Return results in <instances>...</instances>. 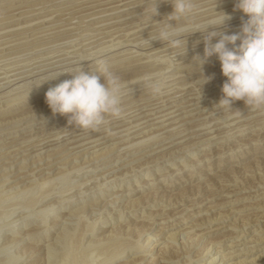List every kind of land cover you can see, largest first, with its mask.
Here are the masks:
<instances>
[{"label": "rangeland", "instance_id": "374dc122", "mask_svg": "<svg viewBox=\"0 0 264 264\" xmlns=\"http://www.w3.org/2000/svg\"><path fill=\"white\" fill-rule=\"evenodd\" d=\"M1 1L10 0H0V4ZM44 1L0 5V16L16 12L0 17V44L23 38V33L31 36L56 30L68 22L84 25L83 33L109 31L100 35H105L101 40L81 49L78 40L84 38L77 35L81 29L28 39L25 45L14 47L30 44L31 49L60 39L71 41L64 45L58 44L60 40L55 46L0 63V154H9L0 164L8 167L12 163L13 177L25 175L10 184H3L0 177V224L13 228L12 235L25 264H209L210 260H214L210 264H264V107L249 108L242 102L229 107L218 105L222 95H213L221 92V87L216 88L225 81L216 57L203 58L204 34L186 38L202 43L196 48L204 62L199 65V61L191 59L179 64V60L171 61V50L160 51L165 45L147 50L149 44L137 42L148 34L155 35L167 23L165 17L171 11L167 0L158 5V14L148 27L140 26L150 23L145 13L147 0L125 4V0L99 4L96 3L105 0H62L17 12ZM217 1L222 0H198V8ZM61 4L69 6L59 11L50 9ZM82 6L88 7L43 19ZM43 7H48V11ZM216 11H235L234 3L199 12L193 18H212L216 15L207 14ZM82 12L88 13L72 18ZM89 17L93 19L79 21ZM60 18L64 19L51 25ZM193 18L189 22L198 21ZM138 26L125 35L127 29ZM39 39L47 41L31 45ZM151 40L150 46L160 44L154 41L155 37ZM97 43L100 45L95 47ZM52 52L58 53L54 60L61 61L44 65L53 59L39 57ZM6 55L10 54L0 55V59ZM34 56H39V61ZM155 58L165 60L148 66ZM166 59L172 64L167 69ZM97 61L124 82L128 91L124 96L133 94L121 100L119 119L108 116L99 128L81 130L72 126L67 117L53 115L45 96H38L71 79L79 70L95 71ZM138 61L139 65H131ZM186 64V68H181ZM204 65L209 71L202 68ZM193 67L201 69L183 81L187 83L184 92L175 89L178 84L171 82L175 78L172 75ZM145 77L160 80L163 94L152 95ZM211 86L215 90L210 91ZM165 89L176 94L165 95ZM27 98L31 100L9 108ZM70 145H80L81 150L72 148L52 155ZM137 150H147L149 155L127 163L143 153H134ZM48 162L44 172L58 169L52 172L53 180L50 177L39 189L36 186L49 177H40L42 171L35 172L34 178L28 174L40 163ZM7 171L1 170L0 176ZM56 174L60 178H55ZM20 180L29 182L11 189ZM46 207L53 211L52 215L50 211L39 215Z\"/></svg>", "mask_w": 264, "mask_h": 264}, {"label": "clouds", "instance_id": "9594fccd", "mask_svg": "<svg viewBox=\"0 0 264 264\" xmlns=\"http://www.w3.org/2000/svg\"><path fill=\"white\" fill-rule=\"evenodd\" d=\"M164 0H147L145 8L148 21H154L157 8ZM171 7L165 23L155 35V40L167 48L183 47L186 37L203 32V58L215 56L224 83L222 99L218 105L242 102L249 108L264 107V0H234V10L244 18L237 31L227 33L223 26L231 16L217 12L209 23H186L198 14V0H167ZM159 23V22H157ZM153 40L146 39L150 45ZM174 62L175 56L170 58ZM203 63L199 57L193 58ZM93 72L78 71L71 79L62 81L45 93V103L53 115L64 116L71 125L81 130L97 129L110 116L119 118L121 100L126 85L110 72L102 61H97ZM101 78L102 81L101 82ZM152 95H160L163 83L153 77L144 78ZM13 228L0 224V264H25L12 235Z\"/></svg>", "mask_w": 264, "mask_h": 264}, {"label": "bare ground", "instance_id": "6f19581e", "mask_svg": "<svg viewBox=\"0 0 264 264\" xmlns=\"http://www.w3.org/2000/svg\"><path fill=\"white\" fill-rule=\"evenodd\" d=\"M19 1H25V0H10V1H8V2H2L0 5H5V4H7V3H11V4H14L15 2H19ZM30 1V0H29ZM32 1H36V0H32ZM58 1H62V0H46V1H44V2H38V3H34L33 5H30L29 7H26V8H23V9H19V11H17V12H21V11H25V10H29V9H34V8H39V7H41V6H47V5H49V4H51V3H55V2H58ZM81 1H85V0H81ZM108 1H112V0H105V1H103V2H98V3H96V4H99V3H104V2H108ZM121 1H123V0H119L118 2H121ZM130 1H133V0H125V1H123L122 3L123 4H125V3H128V2H130ZM208 1H212V0H208ZM79 2V1H78ZM205 3V2H204ZM227 3H234V0H222V1H217L216 3H212V4H210V5H206V6H203V7H199L198 8V13L199 12H203V11H207L208 9H212V8H217L218 6H220V5H226ZM22 4H24V3H22ZM21 4V5H22ZM96 4H89L88 6H90V5H96ZM18 5V4H17ZM116 5H119V3L118 4H116ZM135 5V4H134ZM134 5L133 6H128L127 8H125V9H129V7H134ZM14 6V5H13ZM16 6V5H15ZM51 6V5H50ZM67 6H69V4L67 5V4H65V5H62L61 4V6H56L55 8L53 7V9L52 8H50L51 10H63L65 7H67ZM88 6H82V7H80V8H75V9H72V10H65V11H62L61 13H58V14H48L49 16H47L46 18H43L44 20H48V19H51V18H56L55 16H66L67 14H69V13H73V11H75V10H78V9H81V8H83V7H88ZM44 8V7H43ZM42 8V9H43ZM46 8H48V7H45L44 9L46 10ZM6 9H8V8H6ZM5 8H4V10H6ZM44 9H43V11H44ZM226 9H231V8H226ZM0 11H2V10H0ZM46 11H48V10H46ZM221 11H223V10H221ZM221 11H217V12H221ZM217 12H212V13H210V14H207V16H213V15H216L217 16ZM16 12H9L8 14H5V15H3V16H0V17H4V16H6V15H10V14H15ZM56 13V12H55ZM88 12H82L81 14L79 13V14H75V16H72V18H76V17H78V16H81V15H84V14H87ZM163 13V12H162ZM225 14H227V15H229V16H231V17H233L234 15H238L236 18L237 19H235L234 18V20L233 21H231V22H228V23H225V25L223 26V29H221V30H224L225 32H227V33H232V32H235V31H237L238 30V28H239V25L241 24V22H242V20L244 19L242 16H241V14H239V12L238 11H228V12H224ZM35 14V13H34ZM140 14V13H139ZM30 15V14H29ZM206 16V17H207ZM216 16H213L212 18L210 17V18H208V19H204V20H200L199 18H203V17H205V16H200V17H198V18H193V20H195V19H197L198 21L197 22H187L188 24H200V23H209V22H211L212 21V19L214 18V17H216ZM19 17H21V16H19ZM23 17H25V16H23ZM94 17V16H93ZM93 17H89V18H85V19H81V20H79L80 22H86V21H88V20H90V19H93ZM100 17V16H99ZM61 19H64V18H60V19H57L55 22H54V24L52 23L51 25H57V24H59V20H61ZM39 20V19H38ZM37 20V21H38ZM41 20V19H40ZM44 20H42V21H44ZM54 20V19H53ZM191 20V19H190ZM200 20V21H199ZM78 21V20H77ZM150 25H153V23L152 22H150V23H146V24H141L140 26L141 27H148V26H150ZM50 26V25H49ZM90 26V25H89ZM94 26V25H93ZM93 26H91V27H93ZM99 26V25H98ZM24 27H26V26H24ZM62 27V26H61ZM83 27H84V25H76V24H74V22H68L67 24H66V26H64V27H62V28H58V29H56V30H49V31H47V32H42V33H38V34H33V35H31V36H29V35H27L26 33H23V34H25L26 36L25 37H23V38H19V39H14V40H10V41H7V42H5V43H1L0 44V55H3V54H10L9 56H7V57H2L3 59H0V63L1 62H3L4 63V61H7V60H9V59H12V58H19V56H24V54H27V53H34V51L36 52V51H38V50H42V49H46V48H49V47H51V46H55L57 43L56 42H54V43H52L51 42V44H47V45H43V46H38V47H36V48H31V49H29L28 47H30V44H28V46H23V47H18V48H16V47H14V46H17V45H20V44H24L25 45V42H27L28 41V39H30V40H32V39H35V38H37V37H40V36H42V35H48L49 33H52L53 34V32L54 33H61V32H63V31H67V30H71V32H72V30H80L81 29V31H80V33L79 34H77V35H79V37L80 38H84L83 40H78L79 42H78V45H79V43H80V45L81 46H79V49H81V47H83V46H91V44H93V43H95V42H97V41H99V40H101L102 38H104L105 37V35L104 36H100L101 34H103V33H105V32H108L109 30H100V31H98V30H94V31H92V30H88V31H86L85 30V33H83V31H82V29H83ZM95 27H97V26H95ZM140 27V28H141ZM86 28V27H85ZM90 28V27H89ZM88 28V29H89ZM137 28H139V26L138 27H134V28H131V29H127L126 31L127 32H125V35H126V33H127V35H128V33L130 34V32H134V31H136V29ZM20 29V28H19ZM109 29V28H108ZM142 31V30H141ZM78 32V31H77ZM151 32V31H150ZM44 33V34H43ZM147 33V32H146ZM195 34H200V33H193V34H191V35H189L188 37H194V35ZM201 34H203V32H201ZM200 34V35H201ZM66 35V34H65ZM147 35V34H146ZM156 35V34H155ZM155 35H147L146 37H144V38H141V39H138L139 41H137L138 42V44H141V43H144V41L146 40V39H154V37H155ZM112 36V35H111ZM12 37V36H11ZM57 37H61V35H59V36H57ZM77 38H78V36H76ZM188 37H186V38H188ZM76 38V39H77ZM79 38V39H80ZM6 39V38H5ZM41 39H43V38H41ZM45 39V38H44ZM71 39H73V37L71 38ZM75 39V38H74ZM1 40V39H0ZM40 40V39H39ZM64 40V39H63ZM63 40H61L62 42H59L58 44H61V43H66V42H69L70 43V39L68 40V41H65V40H67V39H65L64 40V42H63ZM44 41H47V40H43V41H37V42H35L34 44L32 43L31 45H36V44H39V43H41V42H44ZM55 41V40H54ZM187 41V43H186V52L184 53V49H183V47H181V48H178V49H170V48H167V47H165V48H163L162 50H160V51H168V50H171L168 54H173L177 59L176 60H179V64L180 63H183V62H186V61H189V60H191V59H193L194 57H199V49L198 48H196V46L197 45H199V43H201V42H198V44L197 43H195L194 41V39H191V40H189V39H187L186 40ZM73 42H75L76 43V40L75 41H73ZM152 42V41H151ZM157 42V41H156ZM195 43V44H193V43ZM28 43V42H27ZM56 43V44H55ZM103 43V42H102ZM192 43V44H191ZM202 44V43H201ZM64 45H67V43L66 44H64ZM72 45H74V44H72ZM72 45H70V46H72ZM78 45H77V47H75V49L76 48H78ZM98 45H100L99 43H97L96 45H95V47L96 46H98ZM145 45V44H144ZM76 46V45H75ZM135 46H136V44H135ZM143 46V45H142ZM149 46V48H147V50L148 49H151V48H157V47H160V46H164V44L163 43H160V44H155V43H153V45L152 46H150V45H148ZM200 46V45H199ZM203 46V45H202ZM5 47L7 48V47H13L14 49H9V51H6L5 52ZM73 47V46H72ZM194 47H195V49H194ZM25 48H27V51L25 50V52H23V53H18V51H20V50H22V49H25ZM89 48V47H88ZM88 48H86L87 50H88ZM93 48V47H92ZM91 48V49H92ZM145 48V49H146ZM73 49V48H72ZM200 49H201V47H200ZM67 50V49H66ZM74 50V49H73ZM199 52H198V51ZM201 50H203V48L201 49ZM60 51V50H59ZM63 51H64V49H63ZM62 51V52H63ZM70 51H71V49H70ZM138 51V50H137ZM13 52H15L14 54H11V53H13ZM17 52V53H16ZM65 52V51H64ZM56 53V52H55ZM55 53H53L52 52V54H42V56L41 57H39V56H36V57H39V58H41V59H53L54 60V57H55V55H57V54H55ZM67 54V53H66ZM201 54V53H200ZM29 55V54H28ZM31 55V54H30ZM44 55V56H43ZM134 55V54H133ZM142 55V54H141ZM144 55V54H143ZM135 56H136V54H135ZM149 56V55H148ZM148 56H145V57H148ZM166 56H167V54H166ZM169 56V55H168ZM168 56H167V58H168ZM193 56V57H192ZM35 57V56H34ZM36 57L34 58L35 60H36ZM152 57L153 56H151L150 58L152 59ZM155 57V56H154ZM162 57V56H161ZM21 58V57H20ZM71 58V57H70ZM131 58H133V56L131 57ZM38 59V58H37ZM135 59V58H134ZM149 59V58H148ZM160 59V58H159ZM17 60V59H16ZM30 60V59H29ZM32 60V59H31ZM34 60V61H35ZM50 61V62H48V63H46L45 62V64L44 65H47V64H52V63H55V62H58V61H61V59H58V60H54V61ZM165 60V58L163 59V61ZM167 60V59H166ZM15 61V60H14ZM37 61H39V60H36V62ZM41 61V60H40ZM150 61V60H149ZM162 61V62H163ZM168 61V60H167ZM166 61V63L165 64H167V66H166V68L165 69H167V68H170L171 66H172V64H170L171 62H167ZM25 62H27V61H25ZM156 62H161V60H156V58H155V60L154 61H150L147 65L148 66H154L155 65V63ZM162 62H161V64H162ZM204 62V61H203ZM23 63V62H22ZM34 63V62H33ZM138 63H140L139 61L137 62V63H135V64H131V65H134V66H136V65H139ZM146 63V62H145ZM17 64H19V63H17ZM25 64H27V63H25ZM179 64H177V66L179 65ZM215 64H217V63H215ZM214 64V65H215ZM13 65H15V64H13ZM12 65V66H13ZM20 66H21V64H19ZM19 65H17L18 67H19ZM41 65V64H40ZM143 65V64H142ZM190 65H193V64H190ZM189 65V66H190ZM6 66H8L9 67V65H7L6 64ZM141 66V65H140ZM8 67H5V68H8ZM16 67V66H15ZM22 67V66H21ZM27 67V66H26ZM53 67V66H52ZM187 67V64L185 65V66H182L181 68H186ZM9 68H12L11 67V65H10V67ZM134 68V67H133ZM202 68H204V69H206L207 68V66H205L204 65V67H202ZM2 69H4V68H2ZM14 69V71H15V68H13ZM116 69V68H115ZM199 69H201V68H196V67H193V68H188V69H183V70H181V71H176L177 73H174L172 76L173 77H175V78H173L172 80H171V82H174L173 84H178V86L177 85H175L176 87H175V89H177V90H184L185 88H184V86L185 85H187V83H185V82H183L184 80L186 81V80H189V79H191L192 77H194V73L196 72V71H198ZM6 70V69H5ZM5 70H3L5 73H6V71ZM11 70V69H10ZM207 70V69H206ZM156 71H158V70H156ZM160 71V70H159ZM162 71H164V69H162ZM207 71H209V70H207ZM2 72V71H1ZM18 72V71H17ZM148 72V71H147ZM166 72V71H165ZM4 73V74H5ZM141 73V72H140ZM151 73L152 74H154L155 72H152V70H151ZM15 75H16V73H15ZM148 75H150V74H148ZM147 75V76H148ZM4 76V75H3ZM171 76V77H172ZM43 77V76H42ZM211 78H212V76H211ZM134 79V78H133ZM201 79V78H200ZM202 79H210V78H202ZM137 80V79H136ZM138 80H140L139 78H138ZM198 80V79H197ZM131 81H133V80H131ZM163 81V80H162ZM218 81V80H217ZM130 82V81H129ZM136 82V81H135ZM144 82V81H143ZM185 83V84H181V83ZM195 82V81H194ZM128 83V82H127ZM197 83H200L199 82V80H198V82ZM134 84V83H133ZM138 84H140L139 82H138ZM181 84V85H180ZM189 84V83H188ZM191 84H193V83H191ZM216 84H218V83H216ZM216 84H214V85H216ZM131 85H132V83H131ZM137 85V84H136ZM135 85V86H136ZM170 85V84H169ZM190 85V84H189ZM135 86H133V87H135ZM140 86H141V84H140ZM139 86V87H140ZM143 86V85H142ZM192 86V85H191ZM199 86V85H198ZM213 86V85H212ZM212 86L211 87H209L210 89L212 88ZM222 86V83L221 84H218V86H217V88L216 89H218V88H220ZM168 87V86H167ZM171 87V86H170ZM169 87V88H170ZM130 88V87H129ZM208 88V87H207ZM215 88V87H214ZM174 89V88H173ZM172 89V90H173ZM126 90V89H125ZM131 90V89H130ZM165 90H167V89H165ZM212 90H215V89H211L210 91H212ZM127 91V90H126ZM125 91V92H126ZM144 91H145V89H144ZM169 91H171V89L170 90H167L164 94L165 95H171L172 93H175L176 94V92H170L169 93ZM128 92V91H127ZM143 92V91H142ZM184 92V91H183ZM136 93V92H135ZM146 93V92H145ZM144 93V94H145ZM148 93V92H147ZM131 94H133V93H131ZM131 94H128V95H123V97H122V99L124 98H127L129 95H131ZM163 94V93H162ZM174 94V95H175ZM219 95H222L221 94V92L220 93H216L215 95H213V97H219ZM30 96V95H29ZM41 96H45V94H42V95H39L38 97H41ZM132 98V97H131ZM211 98V97H210ZM130 99V98H129ZM138 99V98H137ZM214 99V98H213ZM22 100V99H21ZM31 99L30 98H27V99H24V100H22L21 102H16V103H12V106H10L9 105V108H15V106H17V105H19V104H21V103H23V102H28V101H30ZM38 100V99H37ZM129 103V102H128ZM185 105V104H184ZM264 114V113H263ZM24 119H25V117H24ZM119 119V118H118ZM21 120V119H20ZM222 120V119H221ZM114 121V120H113ZM112 121V122H113ZM112 122H111V124H112ZM113 123H115V122H113ZM118 124V123H117ZM202 124V123H201ZM113 125V124H112ZM207 126V125H206ZM203 128V127H202ZM5 131V130H4ZM124 133V132H123ZM85 142V141H84ZM61 143V142H60ZM71 146V145H70ZM74 146V145H73ZM0 147H1V145H0ZM3 147H5V146H3ZM81 146L80 145H76L75 147H68V148H64L63 150H58V151H55V152H52V155H56V154H59V153H61V152H63V151H65V150H69V149H72V148H80ZM83 148V147H82ZM80 150H81V148H80ZM138 152V150L136 151V152H134V153H137ZM141 152H143L141 155H138V157H134L132 160H130V161H127V163H131V162H133V161H136L137 159H141V158H143V157H146L147 155H149V154H146L147 153V150H139V152L138 153H141ZM9 154H5V153H3V154H0V162L5 158V157H7ZM51 155V156H52ZM98 155V154H97ZM130 155V154H129ZM48 156V155H47ZM48 160H49V158H47ZM97 159H98V157H97ZM51 160H49V162H50ZM49 162L48 163H45V164H43V163H38L39 164V166H37V167H35V170H31V172L28 174V175H30V176H32V178H34L36 175L34 174L35 172H38V171H42L43 173H39V176L41 177V176H43V175H47V177H49V178H45L46 180H42L36 187L37 188H39V189H41L46 183H48V181H49V179H50V177H52L51 175H52V172L55 170V169H58V168H56V167H54V168H52V169H48V171L47 172H44L43 171V169L45 168V167H47L48 165H50L49 164ZM95 162V161H94ZM127 163H125L124 165H128ZM12 164V163H11ZM10 164V165H11ZM5 166V164H0V167L2 166V168H1V170H8L7 172H4V176L2 175V176H0L1 177V179H3L4 181H3V184H10L11 182H13V181H15V180H17V179H20L21 177H23V176H25V175H17V177L15 176V177H13V175H14V172L15 171H13V170H11L12 169V167L13 166ZM109 165V164H108ZM57 167H59V166H57ZM95 167H97V166H95ZM10 169V170H9ZM14 169V168H13ZM78 169V168H77ZM0 170V171H1ZM18 171H20V170H22V168H19V169H17ZM73 170V169H72ZM13 171V172H12ZM17 171V172H18ZM57 175H59V176H57ZM38 177V176H37ZM56 177H58V178H60V174H56V176H55V178ZM62 177H64V176H62ZM73 178V177H72ZM52 180H53V177H52ZM28 180H20L18 183H16L14 186H12L11 187V189H13V188H17V187H19L20 185H23V184H25L26 182H27ZM29 182V181H28ZM36 184V183H35ZM36 187H34V188H36ZM28 188V187H27ZM30 188V187H29ZM35 190V189H34ZM22 191V190H21ZM24 191V190H23ZM22 191V192H23ZM27 191V190H26ZM21 193V192H20ZM47 197V196H46ZM126 197V196H125ZM45 198V197H44ZM70 202V201H69ZM95 204V203H94ZM92 205V204H91ZM97 206V205H96ZM88 209V208H87ZM51 210H52V208H51ZM49 211H50V208H44L41 212H40V214L39 215H46L47 213H49ZM51 212V211H50ZM53 212V211H52ZM52 212H51V215H52ZM42 213V214H41ZM28 216V215H27ZM42 217V216H41ZM45 217H43L41 220V222H44V219ZM25 219H26V217H25ZM65 219V218H64ZM153 227V226H152ZM115 228V227H114ZM94 229H92V231H93ZM90 235V234H89ZM110 236V235H109ZM170 238H168L169 239V241H170V239L172 238L171 236H169ZM110 238V237H109ZM172 240V239H171ZM139 246V245H138ZM167 246V245H166ZM245 246V245H244ZM52 247V246H51ZM140 247V246H139ZM139 247H138V250H139ZM165 248V247H164ZM141 250V249H140ZM235 251V250H234ZM151 252V251H150ZM150 252H147V253H150ZM122 253V252H121ZM123 257H126V256H123ZM119 258L121 259L122 258V255H120L119 256ZM212 261H214V260H210V262H209V264L210 263H212Z\"/></svg>", "mask_w": 264, "mask_h": 264}]
</instances>
